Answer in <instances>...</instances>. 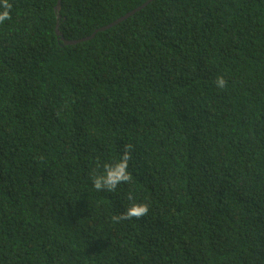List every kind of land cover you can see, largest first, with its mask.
<instances>
[{
	"label": "trees",
	"instance_id": "1",
	"mask_svg": "<svg viewBox=\"0 0 264 264\" xmlns=\"http://www.w3.org/2000/svg\"><path fill=\"white\" fill-rule=\"evenodd\" d=\"M146 1L9 0L0 264H264V0Z\"/></svg>",
	"mask_w": 264,
	"mask_h": 264
},
{
	"label": "clouds",
	"instance_id": "2",
	"mask_svg": "<svg viewBox=\"0 0 264 264\" xmlns=\"http://www.w3.org/2000/svg\"><path fill=\"white\" fill-rule=\"evenodd\" d=\"M0 9H2L0 10V23L11 19L10 12L12 4L9 0H0ZM215 83L217 87L224 88L227 81L223 76H218ZM131 147V145H125L124 152L117 161L105 164L102 173H97L92 176V185L97 191L106 190L113 192L119 184L130 182L132 180V175L128 170L129 161L131 159ZM128 199H134L131 193L128 195ZM148 212L149 206L146 203H132L124 212L113 216L111 219L114 222L119 223L122 220H131L132 218L140 219L146 216Z\"/></svg>",
	"mask_w": 264,
	"mask_h": 264
},
{
	"label": "water",
	"instance_id": "3",
	"mask_svg": "<svg viewBox=\"0 0 264 264\" xmlns=\"http://www.w3.org/2000/svg\"><path fill=\"white\" fill-rule=\"evenodd\" d=\"M150 1L151 0H147L145 3H143L137 9H135L133 11H130V12H127L125 15L119 17L114 22L110 23L107 26H102L101 28L96 29V31L99 30V29H105V28H108L110 26H113L116 23H119L120 21H124L125 19H127L128 17H130L136 10L141 9L142 7L146 6ZM60 8H61V0H58V3L56 5V7H55V11H56V14H57V20L58 21H59V18H60ZM56 32L60 36V38L63 39L66 43H74V42H79L81 40H88L89 38H91V36H87V37H82V38H79V39H76V40H69V39L65 38L64 35L60 32L59 23L57 24Z\"/></svg>",
	"mask_w": 264,
	"mask_h": 264
}]
</instances>
